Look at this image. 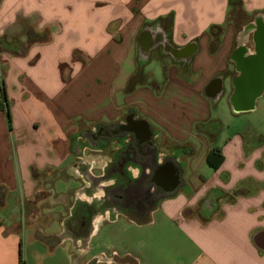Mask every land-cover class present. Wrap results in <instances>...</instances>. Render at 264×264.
Returning a JSON list of instances; mask_svg holds the SVG:
<instances>
[{
    "label": "crops",
    "instance_id": "crops-1",
    "mask_svg": "<svg viewBox=\"0 0 264 264\" xmlns=\"http://www.w3.org/2000/svg\"><path fill=\"white\" fill-rule=\"evenodd\" d=\"M240 10L230 0H0V264L37 261V244L50 253L72 242L76 207L93 204L78 242L121 217L135 224L115 264H264V132L213 116L221 102L251 112L264 96V65H245L256 49L236 57L258 25L264 31V0H240ZM235 92L249 95L240 110ZM130 115L150 134L89 140ZM137 138L144 152L155 149L157 166L178 167L181 183L143 218L104 205L120 198L109 191L117 184L154 173L133 153ZM215 147L218 168L207 161ZM124 231L117 225L113 236Z\"/></svg>",
    "mask_w": 264,
    "mask_h": 264
},
{
    "label": "flooded vegetation",
    "instance_id": "flooded-vegetation-1",
    "mask_svg": "<svg viewBox=\"0 0 264 264\" xmlns=\"http://www.w3.org/2000/svg\"><path fill=\"white\" fill-rule=\"evenodd\" d=\"M248 28V26L246 27ZM247 30V29H246ZM243 36L248 35V30L244 31L241 33ZM250 45L243 47L242 49L238 50V53H236V57H240V53L243 51H249L251 46L256 49L257 53L255 55L249 56L247 60H245V65H252V66H260L262 67L264 64V31L262 28L258 25V28L256 32L254 33V38L248 42ZM220 82V79L218 78L217 80L215 79L212 81L210 87H209V93L211 95H214L218 92V83ZM241 89V88H240ZM239 88L237 89L238 93H241V90ZM252 88H247V91L252 92ZM246 91V90H245ZM247 94V95H248ZM241 95L240 99L237 92L232 94V99H233V104L235 109L240 110L243 107L247 106V102L245 101V98L248 96ZM247 96V97H246ZM243 98V100H242ZM138 120H135L133 116H129L126 122L123 124H114L111 127H105L101 128V126L98 127L97 133H103L104 131H112V130H122L123 127H129L131 124L138 123ZM129 125V126H128ZM114 127V128H113ZM102 129V130H101ZM125 129V128H124ZM122 130L125 131V130ZM127 131V130H126ZM97 135V134H95ZM98 137L93 136L92 138L90 137V141L94 142L95 140L97 141ZM141 141L140 139H133L132 144L133 146ZM135 143V144H134ZM137 144L138 151H134L133 153L135 154V157L137 158L140 156V158H145L144 162L150 165H156V161L153 159V156L155 155L152 147L148 151L144 152L142 149H140V146ZM81 147V146H80ZM137 150V149H136ZM125 153H128L131 155V151L126 150ZM134 162L136 161L135 159H132ZM126 162V160H125ZM124 163V162H123ZM114 170H120L123 173L126 172L125 167L123 166H118L113 168ZM154 170V169H153ZM154 177V173L150 175H145L144 173L140 176L138 180H128L127 183L123 184L120 186V184H117L114 188H111L109 191L115 190V189H121L122 193L124 195H120V201L117 200V202L112 201L111 199H106L104 201V205H115L116 208L119 211H125L126 213L131 214L134 217L137 218H143L146 216L147 212L152 208L154 205L157 204V202L161 199L158 195L160 194V188L153 187V189H150V182H152V178ZM142 182V183H140ZM98 212V208L93 204V205H84V206H77L76 210L72 216V219L70 221L69 229L70 231L75 234V235H84L86 233V228L90 225L93 216L95 213ZM99 217V216H98ZM97 218V217H96ZM84 246L82 245L78 250L79 253L82 255L84 254V249L82 250Z\"/></svg>",
    "mask_w": 264,
    "mask_h": 264
},
{
    "label": "rangeland",
    "instance_id": "rangeland-1",
    "mask_svg": "<svg viewBox=\"0 0 264 264\" xmlns=\"http://www.w3.org/2000/svg\"><path fill=\"white\" fill-rule=\"evenodd\" d=\"M9 41L17 43L15 39H9ZM21 46L23 47L25 45ZM228 104L221 102L218 109L213 114V116H215V119H213L220 121L221 126L223 125L226 128L233 127L234 129L240 124L243 125L247 123L255 130L264 132V96L258 99L257 108L255 110L240 115H234ZM214 125L215 124L212 126ZM117 225L125 228L123 235L126 237L124 238L122 236L123 238H119L120 240L113 236V228ZM104 226L101 233L99 235L95 233V237L89 240V242L83 239V242L80 243L77 240V236L73 234L72 242L64 243L62 246L54 245V248H52L53 252L50 253L47 247L37 244L38 248L35 249V253L33 254V256L37 258V261H29L28 264H115L114 261L117 263L120 260H125L127 256L125 247L123 246H127V243L131 242L130 238L128 239L130 233L136 234L135 224L121 217V220H118L116 224L114 221H111V223H106ZM140 237L141 238H137V241L144 240V242H146L145 236ZM82 245H88V252L81 255L78 249ZM109 261L111 263H108Z\"/></svg>",
    "mask_w": 264,
    "mask_h": 264
},
{
    "label": "water",
    "instance_id": "water-1",
    "mask_svg": "<svg viewBox=\"0 0 264 264\" xmlns=\"http://www.w3.org/2000/svg\"><path fill=\"white\" fill-rule=\"evenodd\" d=\"M247 73H248L247 75H252V74L256 75V74H260V71H258L257 68L248 69ZM248 106L251 107L252 103L248 104ZM101 128H104V127L101 126ZM123 129L125 131L122 132ZM122 130L121 129L120 130H112V131H108V132L104 131L103 133L99 132V133H96L97 135H93V136H97V137L101 136V137L105 138V137L112 136L114 134H117V135L121 134V133L123 134L129 130H134L135 133L141 134L142 137H145L146 135H148V132L150 134V131L146 130V128H144V126L142 124H140V122L131 124L129 127L125 126L122 128ZM179 185H181V183H180V172L178 170V167L175 166L171 162H165V163H163L159 166H156L154 168V177L152 178V182H150L148 187L150 186V188H152V187L160 188V194L158 196L163 197L165 195L174 194L176 192L177 188L179 187ZM117 193H118L117 197H119L120 195H124L122 193V191H120V190ZM215 207H216V195L213 194L210 196V198H208L205 201V209L207 211H211ZM262 243H264V242H262ZM263 248H264V246H263Z\"/></svg>",
    "mask_w": 264,
    "mask_h": 264
},
{
    "label": "trees",
    "instance_id": "trees-1",
    "mask_svg": "<svg viewBox=\"0 0 264 264\" xmlns=\"http://www.w3.org/2000/svg\"><path fill=\"white\" fill-rule=\"evenodd\" d=\"M230 5H231L233 12H237L238 14L241 13L240 0H230ZM220 37H221L220 34H214V39H213L214 42L212 45V48L214 50L216 49L218 41H220ZM139 76L140 75L138 74L132 78L130 85H129V89L134 87V84L136 83ZM5 101H6V96H5V93L3 91L2 97L0 98V108H2V105L5 103ZM204 125H206V124H198L196 126V129H201V128H203ZM207 161H208V164L214 168H218L222 164V162L224 161V156H223L219 147H215L210 151L208 158H207Z\"/></svg>",
    "mask_w": 264,
    "mask_h": 264
},
{
    "label": "bare ground",
    "instance_id": "bare-ground-1",
    "mask_svg": "<svg viewBox=\"0 0 264 264\" xmlns=\"http://www.w3.org/2000/svg\"><path fill=\"white\" fill-rule=\"evenodd\" d=\"M102 219H103V216H102V215H100L99 217H97V218L95 219L93 229H95V228L97 227L98 223H99ZM80 243H82V242H80ZM79 248H80V247H79ZM83 249H84V252H83V253L88 252V246L84 245V247L82 248V250H83Z\"/></svg>",
    "mask_w": 264,
    "mask_h": 264
}]
</instances>
